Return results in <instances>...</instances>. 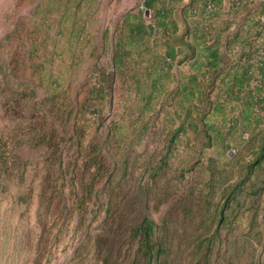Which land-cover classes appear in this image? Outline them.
<instances>
[{
    "label": "rangeland",
    "instance_id": "1",
    "mask_svg": "<svg viewBox=\"0 0 264 264\" xmlns=\"http://www.w3.org/2000/svg\"><path fill=\"white\" fill-rule=\"evenodd\" d=\"M38 1L0 0V137L5 133L9 140L7 164L0 161V264H142L140 259L134 261L139 242L129 236L144 215L159 224L168 220L160 230L167 254L156 264H264V163L253 172L243 165L253 156L251 144L259 130L233 134L231 148L209 146L202 142L205 123L199 119V129L186 124L189 133L181 134L168 151V131L184 119L181 88L195 71L194 56L183 59L188 50L183 41L174 40L178 55L170 81L163 80L168 95L154 96L145 105L137 83L112 66L105 40V31L112 32L128 10L144 8V0L88 3L83 38L70 33L71 23L61 25L62 16L56 11L47 48L40 47L34 57L28 49L21 54L27 77L17 81L14 93L4 83L1 69L8 59L4 37L18 24L24 31L38 28L44 16L32 13ZM194 2L200 0H182L175 6L180 32L186 30L183 14ZM263 3L251 0L241 13L218 10L212 17L214 40L222 53L221 73H237L245 62L241 54L249 49L243 38L252 40L258 31L264 33L254 18L264 9ZM235 43L241 48L236 57L230 50ZM33 62H45L47 76L56 73L60 82L56 91L47 78L44 84L38 81L37 72L29 69ZM220 80L207 79L209 97L201 103L213 120L223 117L213 112L216 104H226L223 111L228 117L243 106L225 97ZM100 83L101 95L95 89L101 88ZM53 93L67 98L76 111L78 99L88 98L79 124L82 151L73 116L51 108ZM101 146L98 172L94 158ZM167 152L168 166L157 171ZM239 182L242 189L231 211L232 223L202 242L211 212L207 199L211 204L222 200L225 187ZM82 198L87 199L83 214L76 208Z\"/></svg>",
    "mask_w": 264,
    "mask_h": 264
},
{
    "label": "trees",
    "instance_id": "2",
    "mask_svg": "<svg viewBox=\"0 0 264 264\" xmlns=\"http://www.w3.org/2000/svg\"><path fill=\"white\" fill-rule=\"evenodd\" d=\"M36 2L37 0H30ZM96 0H39L33 8V14L44 13L43 19L38 23V28L23 30L20 25L14 26L8 31L4 37V45L8 48V59L2 65L4 83L7 88H10L15 93V87L19 79L24 76L23 66L24 60L20 61L21 54L29 53L31 56L36 55L40 47L47 48L45 42L52 38L49 30L53 26L52 14L60 11L62 16L60 24L65 28L71 23L70 33L75 37L83 38V33L86 29V20L84 15L88 13L90 8H87L88 3H93ZM182 0H144V8L138 11L128 10L123 15L114 27L113 31H105L106 44L112 51L111 63L117 72H123L129 76L133 82L137 83L138 93L141 99L146 103H150L154 96H167V79L170 81V71L173 63L178 55V48L174 44V40L183 41L187 46V51L184 50L183 59L193 57L195 71L189 75L190 79L184 83L181 88V99L179 100L181 108L184 109L183 120L177 127L171 128L168 131V151L175 147L180 140V135L189 132V125L193 129H199L198 120L204 121L205 139L202 141L205 145H223L232 147L230 138L233 134L242 130L246 132L250 129L259 130V135L256 140H253L251 151L253 156L248 162L244 163L245 167L251 168V172L255 168L260 167L264 163V33L258 31L252 40L244 37L242 44H249L247 52H243L241 57L245 62L240 65L237 73L231 72L221 73L222 53L216 40L211 26L212 17L217 15L218 10H223L228 14L236 15L241 13L251 0H242V4L237 12L231 10L228 0H200V3L194 2L188 11L183 14L186 30L180 32V27L177 18L174 16V9L177 3ZM211 1L212 7H209ZM264 6V3H263ZM150 9L151 21L146 17V10ZM261 12V11H260ZM264 12V9L261 13ZM259 15V14H258ZM257 17V26L264 28V21L260 15ZM46 26V27H45ZM262 29V28H261ZM43 32V36L40 35ZM47 35V38H43ZM42 36V37H41ZM41 37V41L39 40ZM160 49V51L156 50ZM182 48L180 50L182 51ZM162 50H164L162 52ZM234 51L235 57L241 51L240 45L235 43L230 48ZM158 51V53H155ZM153 52L154 56H150ZM183 52V51H182ZM29 56V55H28ZM34 57V56H33ZM45 62L30 63L29 69L37 72V79L41 84H44L46 78L50 80V88L56 91L60 85L56 73L46 74ZM43 72L45 73L43 75ZM212 76V78L209 77ZM220 77L221 85L225 88V97L230 99L231 103L242 102L243 106L233 117H228V113L223 111L226 109V104H216L214 111L220 112L222 118H210L211 116L206 110L202 109L201 103L206 102L208 94L206 92V81L209 78L211 83ZM30 81L27 78L26 83ZM255 81V83H254ZM143 83H146L143 86ZM50 84V83H49ZM49 84L47 85L49 87ZM99 87L95 88L96 92L101 95L103 86L100 83ZM26 89V88H25ZM21 94H27L17 89ZM51 101V108L57 107L62 112L68 113L75 120L77 145L81 151L83 150V138L80 134L79 124L83 121L80 116L82 114V105L89 102L88 98L81 100L79 98L80 109H71L67 98L55 96ZM50 107V106H49ZM236 111V110H234ZM75 112V113H74ZM179 117L182 113L178 114ZM229 119V122H228ZM190 121V123H189ZM186 124H189L186 126ZM227 125L228 128H227ZM7 134L3 133L0 137V161L7 164ZM94 163L98 166V172L101 171L102 163V146L100 150L95 152ZM169 164L168 152L162 158L157 171H163ZM222 200L212 203L208 198L210 212V220H206L209 224L204 229L202 242L208 241L215 236V230L228 226L232 223L234 214L231 213L237 206L239 201L237 194L242 189L241 182L227 185ZM95 197L99 196V191L94 193ZM87 199H81L76 203V208L81 209L84 213V208L87 207ZM97 204L100 205V199H97ZM188 212L191 208L187 209ZM82 218V216H81ZM216 227L213 229V223ZM168 220L159 224L156 220L148 215H144L139 223L132 228L129 238H135L139 244L134 256V261L140 259L142 264H156L160 259L165 257L166 238L160 233L162 225L167 224ZM102 237H107L103 235ZM102 240V238H101ZM105 238L103 239V243ZM100 249L104 251V247L100 245Z\"/></svg>",
    "mask_w": 264,
    "mask_h": 264
},
{
    "label": "built area",
    "instance_id": "3",
    "mask_svg": "<svg viewBox=\"0 0 264 264\" xmlns=\"http://www.w3.org/2000/svg\"><path fill=\"white\" fill-rule=\"evenodd\" d=\"M231 10L237 12L242 4V0H228ZM209 7H212L211 1L209 2ZM261 19L264 21V12L260 15Z\"/></svg>",
    "mask_w": 264,
    "mask_h": 264
},
{
    "label": "water",
    "instance_id": "4",
    "mask_svg": "<svg viewBox=\"0 0 264 264\" xmlns=\"http://www.w3.org/2000/svg\"><path fill=\"white\" fill-rule=\"evenodd\" d=\"M146 16H150V9L146 10Z\"/></svg>",
    "mask_w": 264,
    "mask_h": 264
}]
</instances>
